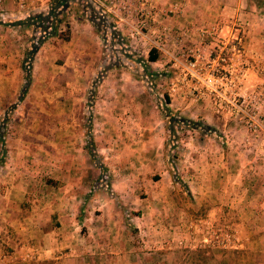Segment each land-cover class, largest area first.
Instances as JSON below:
<instances>
[{
    "label": "rangeland",
    "instance_id": "rangeland-1",
    "mask_svg": "<svg viewBox=\"0 0 264 264\" xmlns=\"http://www.w3.org/2000/svg\"><path fill=\"white\" fill-rule=\"evenodd\" d=\"M36 1L0 9V264L237 261L264 225V0H162L181 42L152 74L93 0L68 3L100 36L83 57L64 9L18 24ZM129 3L145 34L158 0Z\"/></svg>",
    "mask_w": 264,
    "mask_h": 264
},
{
    "label": "crops",
    "instance_id": "crops-1",
    "mask_svg": "<svg viewBox=\"0 0 264 264\" xmlns=\"http://www.w3.org/2000/svg\"><path fill=\"white\" fill-rule=\"evenodd\" d=\"M31 1L33 2V5L41 3L36 0ZM93 1L98 6H100V8H102V12H105L107 16L112 19L111 22L114 25L113 30H115V32H112L119 35V37L121 35L122 38H125L129 41L139 39L151 42L152 44L150 49H156L157 54H171V52H173L174 50L176 51L173 45L174 42L171 41L181 42V31H176L177 28H181V23H178L177 21L170 22L167 21L166 18L158 17L159 15L163 14L166 10H168V7H164L162 0H158L159 4L155 3L156 5H151V10H149L150 13L147 15L150 18V22H147L148 29L145 34L140 35H134L135 32L133 31V29L135 28L133 26V20L129 17L131 14H133V12L137 13V11H140L142 7L138 6L137 4L136 6H131V4L129 3L130 0ZM77 4L75 2H72L63 11L68 13V40L75 44L77 43L81 47L79 48V46H76L77 48L75 49V51L78 52V56L83 57L87 55V53L85 52L96 50L94 49V46L90 47L92 46L90 44H96L99 41L100 36L98 32L94 29L93 22L89 19L88 12L85 10L84 6L82 7L81 5H79L78 7H76ZM211 17H213V22H211L210 24H214V21L220 18L218 17L217 9L214 11V14H211ZM184 21L187 22L186 20ZM194 21L198 22L196 18L194 19ZM174 32L176 33L175 36L173 35ZM170 38L171 41H169ZM84 46H86L87 48L84 49ZM98 51L99 49L94 52ZM263 187L264 184L262 185V188ZM246 195L247 189L245 190L243 199ZM262 197H264V195ZM228 200H231V198L227 197L226 201ZM262 226L264 225H258L257 231H254L255 226L247 230H242V241L238 242L234 246L238 248L236 250H239L237 251V253L240 252L241 254L235 257L237 261H234L233 264H264V227ZM52 234H54V232L52 231L48 233L49 236H51ZM225 264H230V262L225 261Z\"/></svg>",
    "mask_w": 264,
    "mask_h": 264
},
{
    "label": "trees",
    "instance_id": "trees-1",
    "mask_svg": "<svg viewBox=\"0 0 264 264\" xmlns=\"http://www.w3.org/2000/svg\"><path fill=\"white\" fill-rule=\"evenodd\" d=\"M69 1L74 0H51L50 1V7L48 9V12L46 14H34L31 16H28L27 18L18 21V24L23 23L25 25H32L36 28L43 29L44 22L49 21V27H50V35H54L56 33L57 25L61 22L60 17L58 15L61 14V10L65 9L69 3ZM89 19L94 23L95 21L92 20V18L89 15ZM95 24V23H94ZM157 50L154 48H151L147 52V57L145 59L138 57V62L143 68V72L145 74H152L151 68L149 63L153 62L157 59Z\"/></svg>",
    "mask_w": 264,
    "mask_h": 264
},
{
    "label": "built area",
    "instance_id": "built-area-1",
    "mask_svg": "<svg viewBox=\"0 0 264 264\" xmlns=\"http://www.w3.org/2000/svg\"><path fill=\"white\" fill-rule=\"evenodd\" d=\"M28 0H0V9L11 8L20 12L23 11Z\"/></svg>",
    "mask_w": 264,
    "mask_h": 264
}]
</instances>
